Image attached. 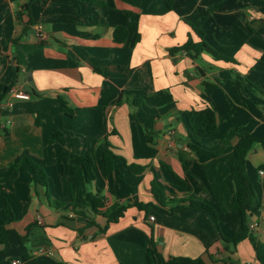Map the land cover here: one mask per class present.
Segmentation results:
<instances>
[{
	"label": "crops",
	"instance_id": "obj_1",
	"mask_svg": "<svg viewBox=\"0 0 264 264\" xmlns=\"http://www.w3.org/2000/svg\"><path fill=\"white\" fill-rule=\"evenodd\" d=\"M166 1L0 0V94L10 87L0 102V216L5 206L14 216L0 264H146L152 242L166 261L152 254V264H179L171 257L261 264L248 237L224 239L241 229V218L227 164L236 138L219 143L231 128L264 139V0ZM129 11L137 26L117 43L113 29L128 25ZM200 15L206 44L223 58L170 53L188 34L199 40L188 23ZM238 79L255 87L243 90ZM205 107L215 111L217 130L200 142L216 158L188 146L184 112ZM106 148L117 156L110 173ZM85 153L94 158L91 182L73 158ZM24 157L42 167L44 185ZM263 166L264 147L255 143L246 155L255 193L247 225L264 244ZM87 192L103 198L99 213L84 205ZM188 197L209 205L218 225L201 211H170ZM112 206L122 215L108 222Z\"/></svg>",
	"mask_w": 264,
	"mask_h": 264
},
{
	"label": "trees",
	"instance_id": "obj_2",
	"mask_svg": "<svg viewBox=\"0 0 264 264\" xmlns=\"http://www.w3.org/2000/svg\"><path fill=\"white\" fill-rule=\"evenodd\" d=\"M170 0L166 3L170 5ZM95 2V1H94ZM129 23L127 26H116L113 29V40L117 43L123 42L128 36V29L135 28L137 26L138 15L133 12H128ZM206 16L200 15L195 21L188 23L191 30L199 38L198 41H194L190 34L184 44L179 47L170 49V53L183 50L190 57H196L201 52H209L215 58H223L218 56L205 42L204 31L202 29V24L205 21ZM240 85L241 89L248 90L253 86L250 82L245 80H236ZM10 87L5 86L3 92L0 94V102L3 100L5 94L9 91ZM60 108L66 116L72 115V109L69 108L65 101L60 99ZM185 120L187 123L188 131V146L197 155L205 157L216 158L218 151L210 152L208 151L200 142V138L210 136L214 134L217 130V116L212 107H205L203 109L191 108L184 112ZM60 136V133H52L48 137L47 141L52 142ZM236 138V142L232 148V156L227 158V164L230 170V177L236 178L238 180L235 191L232 197V210L237 212L241 218V229L234 232L230 237L225 238V240L236 243L245 237H248L256 253V258L261 264H264V244L256 241L250 234L248 230L247 220L249 218V212L254 207V197L255 193L246 175V155L248 151L252 148L255 143H261L264 147V139H257L248 132L241 131L238 128H231L222 137L220 145H226L232 139ZM75 162L81 167L84 173L86 182H91L95 179V172L93 169L94 158L93 155L85 153L82 155H74ZM117 156L108 148L103 152V164L104 170L110 173L113 170V163ZM21 164H25L30 167L32 171V179L37 184H45V172L41 166L33 162L27 157H24ZM264 167V166H263ZM130 169V168H129ZM132 170V169H131ZM142 168L138 167L135 172L141 171ZM134 171V170H133ZM151 193L157 199L160 204H163L162 192L153 184H151ZM85 206L89 207L93 213H99L100 208L103 206V198L99 194H93L91 192L86 193ZM147 204L137 203L139 208L146 207ZM55 206L62 208H76L75 204L68 203H55ZM195 210L201 211L209 215L215 224L218 225L219 220L215 211L202 200L195 197H188L186 200L179 201L177 205L172 207L171 210ZM123 208L112 206L110 211L113 217L108 219V222L116 221L119 216L122 215ZM86 224L89 226L95 225V220L93 218L86 217ZM14 221L13 213L9 206H5L3 214L0 216V244H3L6 250L9 247V236L13 231L7 226ZM105 229V228H104ZM25 238V237H24ZM19 236L20 242L25 239ZM155 255L160 261L165 263L163 257L156 252L154 244L152 242L151 249L147 253L146 264H152L151 255ZM167 262H175L179 264H204L201 258H182V257H171Z\"/></svg>",
	"mask_w": 264,
	"mask_h": 264
},
{
	"label": "built area",
	"instance_id": "obj_3",
	"mask_svg": "<svg viewBox=\"0 0 264 264\" xmlns=\"http://www.w3.org/2000/svg\"><path fill=\"white\" fill-rule=\"evenodd\" d=\"M12 94L15 98H20V99H28V97H29V95L27 93H24L21 91H12ZM170 144H173V142L171 141ZM257 175H258L259 180L262 183H264V167H259L257 169ZM149 219L152 220L153 217L150 216ZM12 264H17V261H13Z\"/></svg>",
	"mask_w": 264,
	"mask_h": 264
}]
</instances>
